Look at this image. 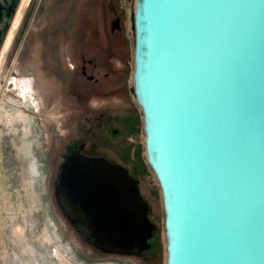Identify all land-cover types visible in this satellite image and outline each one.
I'll return each instance as SVG.
<instances>
[{"label":"water","instance_id":"1","mask_svg":"<svg viewBox=\"0 0 264 264\" xmlns=\"http://www.w3.org/2000/svg\"><path fill=\"white\" fill-rule=\"evenodd\" d=\"M134 30L167 264H264V0H138ZM56 197L100 252L150 249L157 228L126 167L74 152Z\"/></svg>","mask_w":264,"mask_h":264},{"label":"rangeland","instance_id":"2","mask_svg":"<svg viewBox=\"0 0 264 264\" xmlns=\"http://www.w3.org/2000/svg\"><path fill=\"white\" fill-rule=\"evenodd\" d=\"M137 3L31 0L0 71V264H167L162 189L134 92ZM81 145L140 181L157 228L141 256L100 252L60 208L61 168Z\"/></svg>","mask_w":264,"mask_h":264},{"label":"flooded vegetation","instance_id":"3","mask_svg":"<svg viewBox=\"0 0 264 264\" xmlns=\"http://www.w3.org/2000/svg\"><path fill=\"white\" fill-rule=\"evenodd\" d=\"M20 1L21 0H0V4L3 6V18H2V21L0 22V30L2 31L0 49L2 47V44H3L4 40H5L7 32L9 30L10 26H11L12 20H13L14 16L16 15V12H17L18 7L20 5ZM115 26H117V22L115 23ZM84 63L95 66V62H94L93 59H90V60L84 59ZM86 68H87V66H84L82 68V74L83 75H86ZM90 78L92 80L94 77H90ZM115 132H117V131H115ZM84 148H85V145H81L77 150H74L69 156H71L74 152H79L82 155L87 156L83 152ZM88 157H95V156L91 155V156H88ZM101 158H105V159L109 160L106 157H101ZM128 171H129V173L132 176L135 177V173L134 172L130 171L129 169H128Z\"/></svg>","mask_w":264,"mask_h":264},{"label":"bare ground","instance_id":"4","mask_svg":"<svg viewBox=\"0 0 264 264\" xmlns=\"http://www.w3.org/2000/svg\"><path fill=\"white\" fill-rule=\"evenodd\" d=\"M30 2H31V0H22L20 6L18 8V11L16 13V16L14 17V21L12 23L10 31L8 32V34L6 36L4 46H3L2 51L0 53V71L2 70V68L4 66V62L6 61L8 52L10 51L11 46L14 43L15 36H16V34L19 30V27H20V25H21V23L25 17V14H26V11L28 9ZM20 116L24 117L22 113H20Z\"/></svg>","mask_w":264,"mask_h":264}]
</instances>
